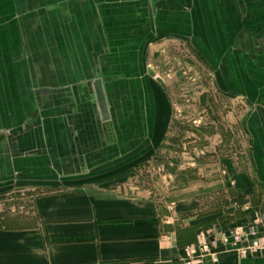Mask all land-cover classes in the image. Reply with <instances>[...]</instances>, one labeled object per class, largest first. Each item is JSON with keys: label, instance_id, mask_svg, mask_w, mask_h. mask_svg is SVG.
<instances>
[{"label": "crops", "instance_id": "0c3cea01", "mask_svg": "<svg viewBox=\"0 0 264 264\" xmlns=\"http://www.w3.org/2000/svg\"><path fill=\"white\" fill-rule=\"evenodd\" d=\"M176 43L247 106L248 151L229 190L167 204L129 173L171 129L149 69ZM254 214L264 217V0H0V264H185L201 234ZM202 264L264 257L220 247Z\"/></svg>", "mask_w": 264, "mask_h": 264}, {"label": "rangeland", "instance_id": "374dc122", "mask_svg": "<svg viewBox=\"0 0 264 264\" xmlns=\"http://www.w3.org/2000/svg\"><path fill=\"white\" fill-rule=\"evenodd\" d=\"M173 45L149 69L170 99L171 129L151 164L129 173L167 204L229 190L248 151L247 106L224 93L188 47Z\"/></svg>", "mask_w": 264, "mask_h": 264}, {"label": "built area", "instance_id": "2783aa9c", "mask_svg": "<svg viewBox=\"0 0 264 264\" xmlns=\"http://www.w3.org/2000/svg\"><path fill=\"white\" fill-rule=\"evenodd\" d=\"M201 234L196 244L184 249L185 264H202L220 247H230L237 260L264 257V217L254 214L244 227Z\"/></svg>", "mask_w": 264, "mask_h": 264}, {"label": "water", "instance_id": "95a60500", "mask_svg": "<svg viewBox=\"0 0 264 264\" xmlns=\"http://www.w3.org/2000/svg\"><path fill=\"white\" fill-rule=\"evenodd\" d=\"M94 92L97 100V106L99 109V113L101 115V119L103 122L109 121V115H108V108L106 104V99L104 95V91L102 89L101 81L98 80L94 83Z\"/></svg>", "mask_w": 264, "mask_h": 264}]
</instances>
